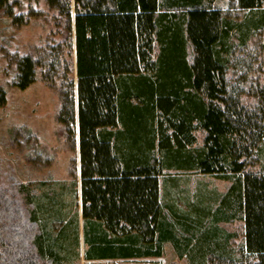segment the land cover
<instances>
[{"label": "trees", "instance_id": "obj_1", "mask_svg": "<svg viewBox=\"0 0 264 264\" xmlns=\"http://www.w3.org/2000/svg\"><path fill=\"white\" fill-rule=\"evenodd\" d=\"M8 1L0 0V8L12 17ZM232 1L260 11L243 34L212 0H44L62 40L36 57L21 56L13 84L26 89L37 68L49 86L60 75L57 121L78 147L85 260L158 256L156 243L180 246L177 233L199 264L208 252L230 258L227 238L214 227L241 220L243 251L264 264V87L245 106L243 91L227 77L233 35H242L243 46L248 30L264 25V0ZM197 130L204 132L200 146ZM256 161L260 167L250 170ZM171 173L231 184L214 210L196 200L191 212L180 213ZM6 182L0 183V264H61L71 250L79 256L71 206L33 197L13 176ZM204 217L211 219L208 228Z\"/></svg>", "mask_w": 264, "mask_h": 264}, {"label": "rangeland", "instance_id": "obj_2", "mask_svg": "<svg viewBox=\"0 0 264 264\" xmlns=\"http://www.w3.org/2000/svg\"><path fill=\"white\" fill-rule=\"evenodd\" d=\"M212 3L213 7L219 9L229 20L241 24L239 30L243 28L242 34L244 27L248 24L252 27L253 21L261 16L260 11L238 9L232 0H212ZM8 4L12 6V17H8L4 8H0V96L4 97V103H0V183L6 182L10 176L22 183L23 179L30 178L31 175L35 177L37 173L49 170L56 173L54 175L56 178L65 172L68 173L69 185H73V180L76 178L77 151L67 141L65 128L57 121L62 104L60 75L56 74V82L53 86H49L43 82L41 70L37 68L34 82L26 89L21 90L13 84L18 74L17 61L21 56L36 57L38 50L47 43L55 45L62 40V35L59 34L60 28L54 26L56 13L46 8L44 0H9ZM14 17H20V22L15 23ZM248 31L246 37L244 36L243 46L238 42L242 35L236 33L233 35L231 42L234 50L229 57L232 66L227 74L228 79L239 85L240 90L243 91L241 96L245 106L256 103L257 91L264 87V25ZM64 52L66 56L68 51ZM68 59L67 56L66 60ZM194 134L196 145H202L204 132L197 130ZM260 165L261 162L256 161L248 168L255 171ZM43 177L39 176V178ZM168 177L177 180L176 188H169L174 189L170 190L171 193L179 195L177 209L180 213L191 212L192 208L189 207H194L191 205L196 200L203 206L212 204L214 210L218 200L227 192L231 184L230 180L197 173H171ZM163 183L161 181V192L164 191ZM35 184L37 183H32V187L23 184L33 193V197L37 195ZM24 207L22 208L25 209ZM204 219V228H208L211 219L210 217ZM38 224L42 226L40 222ZM221 229L234 235L230 250L226 251L230 258L212 257L208 252V258L204 259L202 264L257 263L255 256L247 255L242 249L244 229L241 220L222 224ZM181 234L177 233L179 242H181ZM221 241L223 244V239ZM71 251L66 255L71 258L66 262L61 261V264H148L126 261L88 262L77 254L75 256V252ZM192 253L182 257L178 252L176 254L172 250H165L164 256L161 257L163 261L152 260L151 263L199 264Z\"/></svg>", "mask_w": 264, "mask_h": 264}, {"label": "crops", "instance_id": "obj_3", "mask_svg": "<svg viewBox=\"0 0 264 264\" xmlns=\"http://www.w3.org/2000/svg\"><path fill=\"white\" fill-rule=\"evenodd\" d=\"M76 167H75V176L76 178L73 180L75 183V195H74V188L73 185H69V179L67 177L68 173H64L63 175H58L60 177H55L56 173L53 171H45L44 173H37V175L34 177L31 175L30 178L23 179V184H28L30 187L32 183H37L36 185V193L34 197L37 199H40L43 202L49 203V198H52V200H59L60 202L64 204L61 205V209L65 208L67 209V205L71 206L70 211L68 212V217L72 216L75 213V223L77 225L78 229V241H79V256L84 259V252L88 251L89 245L83 244V219L81 214V191H80V173H79V153H78V147L76 143ZM41 175L44 176L43 178H39ZM33 194V193H32ZM40 202V201H37ZM51 202V201H50ZM231 222H219L215 227L214 230L218 233L220 238H227L225 239V250L228 251L230 248V244L233 241V237L231 235V232L228 231H222L221 225L230 224ZM210 230H213V227H210ZM221 240V239H220ZM179 242V241H178ZM186 238L184 236H181V243L180 246L176 244L174 245L172 241L166 240L163 243H156V247L160 251V254L158 256H138L133 258H125L120 255H114V256H107V258L104 259H92V260H85V261H126V262H146L148 264H152V260L154 261L157 258H161L164 256L165 250H172L174 253L177 254V252L183 257L189 256V254L193 251H191L190 247H185ZM192 245V244H191ZM193 246V245H192ZM190 249V250H189ZM193 249L196 251V247L193 246ZM211 250V249H210ZM230 250V249H229ZM177 251V252H176ZM89 251V255L93 252ZM144 254V253H143ZM194 255V253H192ZM94 258V256L92 257Z\"/></svg>", "mask_w": 264, "mask_h": 264}, {"label": "built area", "instance_id": "obj_4", "mask_svg": "<svg viewBox=\"0 0 264 264\" xmlns=\"http://www.w3.org/2000/svg\"><path fill=\"white\" fill-rule=\"evenodd\" d=\"M156 261H163L161 258H157V259H155Z\"/></svg>", "mask_w": 264, "mask_h": 264}, {"label": "water", "instance_id": "obj_5", "mask_svg": "<svg viewBox=\"0 0 264 264\" xmlns=\"http://www.w3.org/2000/svg\"><path fill=\"white\" fill-rule=\"evenodd\" d=\"M74 69H75V66H74ZM75 97H76V83H75Z\"/></svg>", "mask_w": 264, "mask_h": 264}, {"label": "bare ground", "instance_id": "obj_6", "mask_svg": "<svg viewBox=\"0 0 264 264\" xmlns=\"http://www.w3.org/2000/svg\"><path fill=\"white\" fill-rule=\"evenodd\" d=\"M75 87V86H74Z\"/></svg>", "mask_w": 264, "mask_h": 264}]
</instances>
